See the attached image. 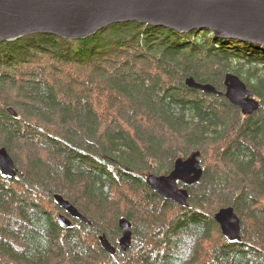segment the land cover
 <instances>
[{"label":"trees","instance_id":"1","mask_svg":"<svg viewBox=\"0 0 264 264\" xmlns=\"http://www.w3.org/2000/svg\"><path fill=\"white\" fill-rule=\"evenodd\" d=\"M229 73L256 112L186 83L224 92ZM1 146L18 177L0 172V264H264V46L138 21L85 39L0 42ZM194 150L204 173L189 207L150 188L140 163L169 173ZM55 194L83 218L62 226ZM226 206L242 220L236 243L214 219ZM124 216L128 250L118 246Z\"/></svg>","mask_w":264,"mask_h":264},{"label":"water","instance_id":"2","mask_svg":"<svg viewBox=\"0 0 264 264\" xmlns=\"http://www.w3.org/2000/svg\"><path fill=\"white\" fill-rule=\"evenodd\" d=\"M130 21L162 24L179 31L212 28L216 36L241 38L264 46V0H0V42L36 33L85 39L109 25ZM186 83L209 94L225 95L247 115L260 107L259 100L236 74L226 75L224 92L210 83H198L193 77H187ZM200 157V150L177 157L169 173H151L146 182L164 199L189 207L188 186L199 182L204 173ZM0 172L5 178L18 177L15 161L4 146L0 147ZM178 182L186 187H180ZM54 197L61 210L58 220L62 226L69 227L74 219L83 218L61 194ZM214 219L231 242L242 239V220L233 206L220 208ZM118 224V246L128 250L133 241L132 222L124 216ZM99 238L107 252L116 253V245L105 234Z\"/></svg>","mask_w":264,"mask_h":264},{"label":"rangeland","instance_id":"3","mask_svg":"<svg viewBox=\"0 0 264 264\" xmlns=\"http://www.w3.org/2000/svg\"><path fill=\"white\" fill-rule=\"evenodd\" d=\"M192 152V151H191ZM191 152H189V154L191 153ZM189 154H187L185 157H187ZM139 167L140 168H145V169H147L150 173H153V174H159L158 173V171H157V168H156V166L153 164V165H151V162H147V163H140L139 164ZM145 171V170H144ZM146 172V171H145ZM174 202V201H173ZM130 219V218H129Z\"/></svg>","mask_w":264,"mask_h":264}]
</instances>
